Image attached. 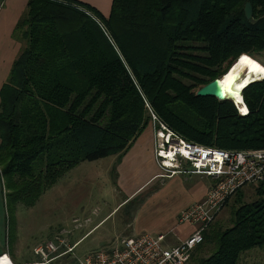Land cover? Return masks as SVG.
<instances>
[{"label": "trees", "instance_id": "obj_1", "mask_svg": "<svg viewBox=\"0 0 264 264\" xmlns=\"http://www.w3.org/2000/svg\"><path fill=\"white\" fill-rule=\"evenodd\" d=\"M16 30L24 45L0 90V181L24 206L80 162L118 161L150 112L201 145L264 146V79L242 90L244 116L194 90L242 54L264 59V0H112L107 17L75 0H29ZM241 190L230 225L205 229L193 264H237L264 247V181L248 202Z\"/></svg>", "mask_w": 264, "mask_h": 264}, {"label": "rangeland", "instance_id": "obj_2", "mask_svg": "<svg viewBox=\"0 0 264 264\" xmlns=\"http://www.w3.org/2000/svg\"><path fill=\"white\" fill-rule=\"evenodd\" d=\"M252 57L264 66L261 55ZM149 114L151 116V112ZM158 121L156 118L153 122L151 117L149 123L157 126ZM114 161L115 157L108 156L80 162L42 193L31 206H24L11 198L3 187L4 208L7 213L6 238L13 240L20 234L19 237L32 246L60 234L69 244H73L105 218L79 240L73 253L64 255L61 259L67 264H78L76 260L90 251L102 246L111 247L118 240L117 236L129 235L127 233H130L133 226V223H130L134 221L135 216L138 224H143L146 228L140 233L156 236L177 228V218L193 204L189 191L198 179L197 175H159L156 176L157 181L143 184L147 174H165V171L160 169L153 155L148 159V156L139 154L130 167L132 173L128 189L129 186L140 188L131 198L121 203L123 194L115 184L117 172L112 170ZM241 191L244 194L242 201L248 202L251 199L249 195L253 194V186L247 185ZM235 196L232 195L228 199L213 222H219L222 227L230 225V212L235 204ZM85 219H90V222L85 223ZM259 250L261 249L253 248L242 253L237 264H259ZM210 252L211 246H208L203 254L208 256ZM36 259L38 261L40 258L36 255ZM186 264H193L192 259Z\"/></svg>", "mask_w": 264, "mask_h": 264}, {"label": "built area", "instance_id": "obj_3", "mask_svg": "<svg viewBox=\"0 0 264 264\" xmlns=\"http://www.w3.org/2000/svg\"><path fill=\"white\" fill-rule=\"evenodd\" d=\"M235 108L240 116L248 113V109L241 111L237 105ZM151 117L154 122L156 117L152 112ZM154 127V158L165 171L160 176L188 174L212 180L203 199L179 215V221L193 224L194 230L170 247L165 245V234L120 237L111 247L102 246L78 258V264H186L194 248L202 242L203 232L227 200L240 188L264 181V146L247 150L221 149L189 141L160 121ZM77 243L69 244L60 234L55 235L33 248L40 259L30 264H51L56 258L73 253ZM0 264L14 263L8 254L1 253Z\"/></svg>", "mask_w": 264, "mask_h": 264}, {"label": "crops", "instance_id": "obj_4", "mask_svg": "<svg viewBox=\"0 0 264 264\" xmlns=\"http://www.w3.org/2000/svg\"><path fill=\"white\" fill-rule=\"evenodd\" d=\"M28 1L29 0H0V90L2 86L7 82L12 65L24 45L20 32L16 30V26L20 18L24 15V13L27 10ZM75 1L89 5L90 7L96 9L105 17L108 16L112 3V0H75ZM146 127H145L146 129L144 128L143 131L136 137V139L132 142L131 146L121 156V158L118 161H117V157L113 156L115 157V161L112 165V170L115 169L117 172L115 178V184L123 194L122 195L123 200L121 203L131 198L134 195V193L140 188L138 187L134 189L132 186H129L128 189V182H129L130 174L132 173L130 167L133 161L138 157L139 154H142L144 157L148 156V159L151 158V155L154 156L155 127L153 124L150 123ZM160 174L161 173L158 174L157 172L147 174L143 184H146L150 181L151 183H153L155 180L157 181L158 179L156 178V176H159ZM197 177L198 179L195 181L194 185L191 187L189 191L190 201L193 204L203 199L204 195L206 194L207 190L210 188V185L212 183V180L209 177L200 176V175H197ZM3 187L4 186L2 184V181H0V254L1 253L8 254L14 264L35 263L37 262V259H36V255L33 253V248L37 246L38 243L29 246L24 240H22L19 237L20 234L16 236V238H14L13 240L6 238L7 213L4 208ZM124 189H126V191ZM104 219H102L96 225L91 227L84 235L81 236V238H79L74 243L79 242V240L85 237ZM84 221L85 223H88L90 222V219H85ZM132 223L133 226H131L130 233H127L129 235L121 234V236H117V238L136 235L146 230L143 224L142 225L138 224L136 216L134 218V221H132L130 225ZM177 223L179 224V225L177 224L178 225L177 228L175 227L174 229H172V231H169L168 233H164L166 246L170 247L176 245L179 240H182L186 238L188 235H190L195 228V226L191 223L179 221V217L177 218ZM259 249H261L257 253L259 254V256H261L259 264H264V247ZM62 257L63 256L56 258L51 262V264H67L65 261L61 260Z\"/></svg>", "mask_w": 264, "mask_h": 264}, {"label": "bare ground", "instance_id": "obj_5", "mask_svg": "<svg viewBox=\"0 0 264 264\" xmlns=\"http://www.w3.org/2000/svg\"><path fill=\"white\" fill-rule=\"evenodd\" d=\"M264 79V66L252 56L242 54L235 65L221 78L223 96L230 98L241 111L246 108L242 103V90L254 80Z\"/></svg>", "mask_w": 264, "mask_h": 264}, {"label": "water", "instance_id": "obj_6", "mask_svg": "<svg viewBox=\"0 0 264 264\" xmlns=\"http://www.w3.org/2000/svg\"><path fill=\"white\" fill-rule=\"evenodd\" d=\"M244 14L245 17L248 19L252 16V8L249 2H247L244 6ZM233 64L228 68V70L224 73L226 74ZM221 75L220 77L214 78L210 82L206 83L205 85L201 86L197 91L196 95L197 96H213L217 98L218 100H225V99H230L228 97L223 96V90L221 86V78L224 76Z\"/></svg>", "mask_w": 264, "mask_h": 264}]
</instances>
